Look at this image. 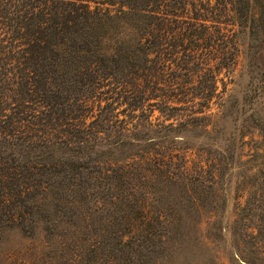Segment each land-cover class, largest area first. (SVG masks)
<instances>
[{
    "label": "trees",
    "instance_id": "obj_1",
    "mask_svg": "<svg viewBox=\"0 0 264 264\" xmlns=\"http://www.w3.org/2000/svg\"><path fill=\"white\" fill-rule=\"evenodd\" d=\"M243 48L250 102L225 103ZM254 99L264 0H0V259L264 264V173L232 224L224 188Z\"/></svg>",
    "mask_w": 264,
    "mask_h": 264
},
{
    "label": "rangeland",
    "instance_id": "obj_2",
    "mask_svg": "<svg viewBox=\"0 0 264 264\" xmlns=\"http://www.w3.org/2000/svg\"><path fill=\"white\" fill-rule=\"evenodd\" d=\"M257 7L255 4H252V14L257 16ZM248 40L246 39V42ZM239 56V61L237 65L233 68L231 73L222 72L220 76V81L218 83V93L222 95L225 103L236 97L239 102H241L244 97L247 98L248 90H250L249 76L247 71L249 69V59L247 58V52L244 50ZM225 91V92H224ZM250 92V91H249ZM253 94L252 92H250ZM247 101L250 102V99ZM254 105L252 109H257L262 115H264V103L261 104L257 100L252 101ZM223 106V101L220 99H214L211 109H209L208 114L212 115L213 121L217 125H221V121L217 119V116L220 115ZM157 119L164 120L160 117L158 112H155L153 120ZM247 119V118H245ZM242 125V121H241ZM242 147H239V156L241 155V160L239 158L236 161V164L228 172V176L224 182L225 191L228 200V209L226 211V217L229 219L230 224H232L234 218L237 214V205L238 203L245 204L251 191H254V183L262 181V172L264 173V139L261 137V134L258 130H250L244 137L243 142L240 144ZM191 157H195V154L189 153ZM230 237V234H227ZM23 237L18 232H12L8 237L5 245L3 246L2 251H12L21 250L20 246L26 247L29 243L26 240H22ZM221 247V246H220ZM215 247L214 255H216L217 260L220 264H231L229 258V252L224 248ZM22 257V255H20ZM18 259V260H16ZM16 259H0V264H22L21 260L16 257ZM240 259V258H239ZM241 262L245 264L242 260Z\"/></svg>",
    "mask_w": 264,
    "mask_h": 264
}]
</instances>
